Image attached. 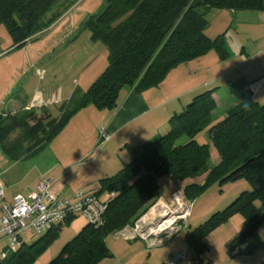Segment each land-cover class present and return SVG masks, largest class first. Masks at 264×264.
<instances>
[{
	"label": "trees",
	"instance_id": "obj_1",
	"mask_svg": "<svg viewBox=\"0 0 264 264\" xmlns=\"http://www.w3.org/2000/svg\"><path fill=\"white\" fill-rule=\"evenodd\" d=\"M59 0H0V23L16 47L35 39L58 17ZM211 9L257 11L264 0H105L103 8L90 16L84 29L107 49V66L84 91H73L62 102V116L52 117L48 107L41 111L0 110V146L12 161L37 152L63 120L87 104L114 109L119 91H137L157 86L179 64L215 50L228 56L223 34L210 38L205 33ZM255 80L238 77L229 83V93L237 102L216 119L214 89L195 94L183 109L171 115L167 130L148 142L129 147V162L110 176L99 179L100 191L113 193L101 226L89 222L68 240L46 264H98L111 256L105 243L109 234L130 226L160 196L155 175L185 180L204 174L202 186L191 182L183 192L191 200L207 181L219 184L244 179L251 186L242 190L225 208L186 232L193 258L206 250L203 238L227 217L239 213L242 228L228 242L232 257L252 255L264 243L258 229L264 221V103L253 97ZM205 131L220 160L210 165V147L196 137ZM186 137L183 143L179 139ZM72 218H68V223ZM53 227L32 243L22 244L0 257V264H34L57 238ZM5 251V248L3 249ZM264 264V263H262Z\"/></svg>",
	"mask_w": 264,
	"mask_h": 264
},
{
	"label": "rangeland",
	"instance_id": "obj_2",
	"mask_svg": "<svg viewBox=\"0 0 264 264\" xmlns=\"http://www.w3.org/2000/svg\"><path fill=\"white\" fill-rule=\"evenodd\" d=\"M104 1L59 0L53 10L60 14L59 17L41 32L37 38L27 40L25 45L21 47H16L13 44L7 27L0 23V110H5L4 102L9 97L17 95L23 97L34 90H40L41 92L46 90L58 91V88L61 87L72 92L75 90L84 92L90 86L107 66V49L101 41L91 38L90 31L84 29V25L90 16L103 8ZM235 16H237V20ZM206 17L210 23L206 34L213 37L219 34V31L225 30L226 46L232 56L229 61H236L243 55L245 56V51L241 53V50L245 49L250 57L256 53L252 62L260 60L264 62V52L260 51L261 48H264V32L254 27L253 18L255 15L253 13L240 11L236 12L235 15L229 10L211 9L207 12ZM232 18L233 21L230 22ZM251 42L254 44H249ZM212 51L218 55L215 50ZM37 69L44 70L42 79L36 74ZM182 85L177 82L173 84V89L178 90ZM224 89L222 88L220 91L223 93L222 98L227 100L229 92ZM256 98L259 103H264L261 99V93ZM61 105L62 101L60 99L57 103H51L48 106L52 117L58 120L62 116ZM33 109L41 111L43 108L37 106ZM108 110L107 108H98L92 103L87 104L71 117L63 120L50 139L37 152L25 156L19 161L24 165L36 164L39 169H45L52 166L54 162L59 161L65 153L77 151V154H79L91 149L87 154L89 160L84 162L86 166L83 167V164L78 165L72 170L69 177H66L68 179L72 176L73 184H76H72V187L80 183L83 184L84 181L91 184V180L100 176L104 177L114 174L129 162L130 154L127 146L114 147L111 142L106 146L108 141L100 149L96 146L98 139L97 124ZM165 131V129L161 130L159 134ZM196 139L200 143L207 142L212 149H216L212 145L207 132H200ZM185 140L186 137H183L179 139L178 143H183ZM134 146L132 145L131 147ZM210 157L209 162L213 166L216 162V157L213 155ZM9 159L0 146V171L3 170L5 162L11 161ZM104 159L106 162L110 161L112 166L110 164L107 166L108 168L102 167ZM91 161L95 162L92 163ZM113 162L115 163L113 164ZM81 168L82 171H80ZM57 172L58 169L56 168L50 173V177L53 180L57 177ZM4 178L6 181L11 180V178L0 175L1 180H4ZM205 180L204 174L185 180L171 179L164 174L155 175V182L163 199L159 197L129 227L140 225L151 209L153 207L159 208L162 203H167L172 206V209H177L176 201L179 198L176 201H171V192L181 186L182 190L179 193L184 199V206H190V213L186 223L187 226L178 232L177 237L179 238L176 239L175 245L180 246L181 250L186 251L191 256L188 245L183 238L185 233L205 222L213 213L228 206L242 190H247L241 186L244 185L243 183H247L244 179L238 180L239 182L229 181L223 184L209 180L193 200L184 194L183 189L186 184L194 182L202 186ZM92 183L93 185L89 186V188L83 185L86 186L84 187L86 191L94 192L99 190V183L96 181ZM247 185L249 190L251 186L249 183ZM97 195L101 199L108 196L106 191H100ZM179 201L183 200L180 199ZM85 223L86 220L82 216H75L68 223L66 221L61 223L57 238L39 256V262L46 264L54 258L62 246ZM241 225L242 217L239 213H235L211 228L203 238L206 250L205 253L198 257L201 262L213 264H255L250 260L238 259V257H243V255L232 257L228 251L229 241H226L232 236L230 234L236 228L241 227ZM147 227L148 225L142 226L139 231L140 234L144 233L143 231L146 233ZM260 227L259 231L264 237V226ZM43 234L42 232L30 233L23 236L22 240L30 244ZM7 242V239L0 241V257L2 254L1 249L6 247ZM105 243L121 245L123 242L109 234L105 239ZM144 255H147L146 252Z\"/></svg>",
	"mask_w": 264,
	"mask_h": 264
},
{
	"label": "crops",
	"instance_id": "obj_3",
	"mask_svg": "<svg viewBox=\"0 0 264 264\" xmlns=\"http://www.w3.org/2000/svg\"><path fill=\"white\" fill-rule=\"evenodd\" d=\"M229 12L236 15V12L240 11L229 10ZM241 12L253 13L255 15L253 18L254 27L261 30V32H264V9L257 11L246 10ZM235 17L237 20V16ZM232 21L233 18L230 22ZM209 26L210 23H208L205 33ZM218 33L223 34V45L228 53L227 57L222 59L210 50L203 56L179 64L171 69L157 86L142 91H137L132 87H123L119 91L116 107L112 110L109 109L105 113L106 115H104L97 124L98 131L100 128H105L110 134L106 146L111 142L114 147H131L132 145L136 146L144 144L153 139L161 130H167V121L171 115L180 112L195 94L205 89H214L213 97L216 102L214 113L217 120L222 118L225 115L226 110L230 106L236 104L237 99L228 93L229 98L224 100L222 98L223 93H221L222 91H220V89L225 88L229 92V83L238 77H245L247 80H255L250 86L253 90V97L255 101L258 102L259 100H257L256 96L261 93V99L264 101V62L261 60L258 62H252L256 53L250 57L245 49L241 50V53L245 51V56L243 55V57L236 61H229L232 56L226 46V32L224 30L222 32L219 31ZM219 34H216L213 37L209 34H207V36L214 38ZM249 44L254 43L251 42ZM260 51L264 52V48H261ZM177 82L183 84L178 90L173 89V84ZM72 93L71 90H65L61 87L58 88V91L46 90L41 92L40 90H34L30 92L29 95L23 97L19 95L9 97L6 102H4L5 110L16 111L25 109V107L29 106L35 100L37 95H41L43 101L47 103L44 107H48L54 98L58 100L61 99L63 102L66 101ZM209 147L210 156L213 155L216 157V162L213 164V166H215L219 162L220 157L216 149H212L211 145H209ZM90 150H86L79 154H77V151L65 153L62 155L64 158L61 157L62 159L60 158L59 161L54 162L52 166L45 169H39L36 164H21L19 160L5 162L3 170L0 171V175L11 178L9 181H6L5 178L2 180L5 186L6 197L11 199L17 193L28 195L36 191L38 184L44 179L51 181V189L57 196L73 198L75 192L79 189L88 192L84 187L87 186L89 188V186L93 185L92 182L95 181L99 183V179L103 178L102 176L91 180V184L84 181L83 184H77L75 187H72V176L68 179H66V177H69V174L78 165L83 164V167L86 166L84 162L89 160L87 154ZM103 161L102 167L108 168L107 166H109L111 162H106L105 159ZM91 162L93 163L95 161ZM114 163L115 162H113V164ZM110 166H112V164ZM56 168L58 169V175L53 180L50 177V173ZM82 168L80 171H82ZM243 184L244 185L241 186L248 189L247 183ZM180 190H182L181 186L171 192V197L175 191ZM98 192H100V188L99 190L88 193L97 194ZM159 197L163 199L161 196ZM261 226H264V221H262ZM241 228L242 225L241 227L236 228V230L232 232L233 234H230L232 235L230 239L238 233ZM260 228L261 227L258 229V235L262 243H264V237H262V234L259 231ZM178 234L179 233L177 232L167 238L164 243L157 245H150L149 242L141 237L128 239L112 235L114 238H117V240H122L123 243H121V245L106 243L111 252V256L102 260L98 264H163L169 259L174 251H183L180 246L175 245L176 239L179 238L177 237ZM183 238L187 244L186 233ZM2 251L3 248L1 249V252ZM145 252L147 255H144ZM190 257H192V255ZM238 259L250 260L255 264H262L264 263V246L252 255H243V257H238ZM34 264L44 263L39 262L37 259Z\"/></svg>",
	"mask_w": 264,
	"mask_h": 264
},
{
	"label": "built area",
	"instance_id": "obj_4",
	"mask_svg": "<svg viewBox=\"0 0 264 264\" xmlns=\"http://www.w3.org/2000/svg\"><path fill=\"white\" fill-rule=\"evenodd\" d=\"M36 74L42 79L44 70L37 69ZM57 102L58 99L56 98L52 100V103ZM46 104L41 95H37L35 100L25 109L42 107ZM109 138L108 131L105 128H100L96 146L100 149ZM51 184V181L44 179L38 184L36 191L28 195L17 193L11 199H8L5 194V186L0 179V241L3 239L8 240L5 251H2V257L8 251L18 248L23 242V236L36 232L45 233L49 229L59 226L68 218L82 216L93 226L98 227L103 224L104 213L113 193L108 195L107 198L101 199L95 193H88L79 189L75 192L73 198L62 197L54 194ZM177 194H179V191L172 194L171 201H176ZM182 202L184 203V199ZM176 203L177 207H180L179 212L176 211L177 209H172V206L167 203L157 209L153 207L140 225L137 224L135 227L126 226L120 231L112 233V235L128 239L139 236L149 242L150 245L164 243L167 238L186 227L190 206H182L181 203H178V199ZM163 209H169L171 215L165 220L153 221V217ZM145 225H148L147 232L143 231L144 233L140 234L141 227ZM184 263L213 264L203 263L199 258H192L186 251H174L163 264Z\"/></svg>",
	"mask_w": 264,
	"mask_h": 264
},
{
	"label": "water",
	"instance_id": "obj_5",
	"mask_svg": "<svg viewBox=\"0 0 264 264\" xmlns=\"http://www.w3.org/2000/svg\"><path fill=\"white\" fill-rule=\"evenodd\" d=\"M171 215L169 209H163L153 217V221H161L167 219Z\"/></svg>",
	"mask_w": 264,
	"mask_h": 264
},
{
	"label": "bare ground",
	"instance_id": "obj_6",
	"mask_svg": "<svg viewBox=\"0 0 264 264\" xmlns=\"http://www.w3.org/2000/svg\"><path fill=\"white\" fill-rule=\"evenodd\" d=\"M177 198H179V200H180V199L183 200L182 197H181V194H180V193L177 194ZM179 200H178V203L180 204L182 201L180 202ZM159 204H160V203H159ZM164 205H165V203H162V204L159 206V208H160L161 206H164ZM183 205H184V203L182 202V206H183ZM157 208H158V207H155V209H157ZM179 209H180V207H177V210H176V211L179 212V211H180Z\"/></svg>",
	"mask_w": 264,
	"mask_h": 264
}]
</instances>
